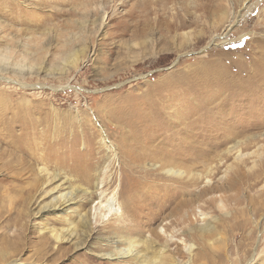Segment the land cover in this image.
<instances>
[{"label": "rangeland", "instance_id": "rangeland-1", "mask_svg": "<svg viewBox=\"0 0 264 264\" xmlns=\"http://www.w3.org/2000/svg\"><path fill=\"white\" fill-rule=\"evenodd\" d=\"M0 56V264H262L264 0H0ZM97 167L124 222L56 242Z\"/></svg>", "mask_w": 264, "mask_h": 264}, {"label": "bare ground", "instance_id": "bare-ground-1", "mask_svg": "<svg viewBox=\"0 0 264 264\" xmlns=\"http://www.w3.org/2000/svg\"><path fill=\"white\" fill-rule=\"evenodd\" d=\"M4 56V55H3ZM76 54L70 53L68 59H70L71 62L75 63V60L78 58L75 57ZM1 57V56H0ZM78 57V56H77ZM4 59H8V56H4ZM3 60V57H2ZM67 60V59H65ZM76 64V63H75ZM1 105V104H0ZM5 111V110H4ZM10 113V112H9ZM2 111L0 110V127L1 124H4V120L1 118ZM17 122V121H16ZM174 125H177L176 123ZM4 128V127H3ZM5 129L0 128V142L5 141ZM7 132V131H6ZM7 140V139H6ZM17 139H11L9 142L13 145H15V142ZM11 146V145H10ZM15 149H19L17 146L14 147ZM108 149V152H111L110 155L108 156L109 158L115 157L116 153L115 150L111 147V145L106 146V150ZM122 149V148H121ZM6 156V155H4ZM9 163V162H8ZM45 168L41 167L39 168V172H45ZM100 171L101 168L97 167L96 173L97 175L90 180L88 183L89 186L87 187H81V185H76V186H66V191L61 192L59 195H56L53 197L51 204L49 205L50 207H60L61 205L65 206L68 204H75V203H81L82 207L80 209H73L69 211V214H71L75 218V223L70 221L67 225V228L65 231H60L59 230H54L50 229L49 233L53 240L57 241H62L65 239H79L81 235H84V239L90 237L93 227H92V220H94V224L99 225L103 220V216H108L112 217L115 216L116 221L118 224H122L124 222L122 218V211L119 208L120 206L115 204V199H114V194L111 196L106 197L104 195V178L100 177ZM168 173H173V174H179L183 173L182 171H179L178 169L174 170L172 167H169L167 169ZM46 174V173H44ZM50 176V177H49ZM51 178L50 180H48ZM61 179L62 182H68V179L64 176H60L57 173H53L50 175H46L45 177V182L48 183L52 179ZM208 181V179H207ZM48 206H43V208H46ZM41 209L39 208L38 211ZM112 218H107L106 221L110 224V220ZM147 221H155L156 216L153 215H148L147 216ZM105 220V219H104ZM119 225L114 226L113 228H117ZM205 229L207 227H204ZM164 231V230H163ZM108 241V239H106ZM112 244L116 243L118 245H114L111 247L110 251H104L102 252L103 256L109 257V259H117V258H131L134 260H138L139 264H150V257L148 256V253L152 251V247L149 246L153 241L145 237V239H140L139 237L135 236H130L126 235L125 238L122 240L116 239L111 241ZM187 251H191L193 248V243H189L187 246ZM261 263H264V254L263 257L260 258Z\"/></svg>", "mask_w": 264, "mask_h": 264}]
</instances>
